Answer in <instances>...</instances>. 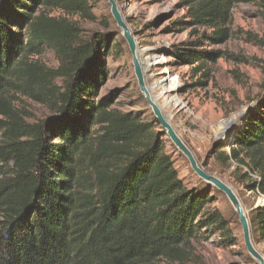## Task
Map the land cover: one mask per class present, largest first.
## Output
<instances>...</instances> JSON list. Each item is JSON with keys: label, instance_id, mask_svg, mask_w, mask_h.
Here are the masks:
<instances>
[{"label": "trees", "instance_id": "16d2710c", "mask_svg": "<svg viewBox=\"0 0 264 264\" xmlns=\"http://www.w3.org/2000/svg\"><path fill=\"white\" fill-rule=\"evenodd\" d=\"M93 1L0 0V264L182 263L197 237L219 233L234 244L213 196L179 175L155 121L112 108L115 93L98 98L106 59L123 48L82 37L72 18L94 17ZM249 1L177 0L186 19L166 29L187 34L175 49L179 62L207 78L206 63L222 55L207 44L229 37L234 5ZM256 1L264 19V0ZM248 36L264 48V35ZM45 50L55 67L34 58ZM19 95L52 115L28 122L14 104ZM231 145L224 159L243 154L250 163L240 181L264 195V79ZM254 222L264 241V204Z\"/></svg>", "mask_w": 264, "mask_h": 264}, {"label": "rangeland", "instance_id": "374dc122", "mask_svg": "<svg viewBox=\"0 0 264 264\" xmlns=\"http://www.w3.org/2000/svg\"><path fill=\"white\" fill-rule=\"evenodd\" d=\"M118 2L138 44L145 49L144 55L150 57L149 72L157 82L158 91L162 92L158 101L179 135L207 171L235 189L247 211L251 207L262 206L264 195L247 191L239 179L250 162L243 154L237 159L230 157L226 160L223 156L233 146V135L241 129L250 111L255 109L256 96L264 79V48L249 40L248 36L264 35V19L257 1L237 2L232 9L229 37L222 43L207 44L208 49L222 53L214 61L206 63L207 78L203 76L204 69L200 66L179 62L175 55L176 47L188 38L184 32L166 29L171 22L185 18L186 9L177 6V0ZM91 5L94 17L76 15L72 18L79 24L82 37L89 39L102 35L109 41H117L123 48L120 57L112 54L106 59L108 75L98 98L115 93L114 99H111L112 108L139 114L141 120L154 121L137 87L130 52L111 17L107 0H96ZM50 15L58 16L60 12L50 10ZM210 29L204 27L198 28V31L209 33ZM34 58L48 67L57 65V59L50 50ZM170 79L178 83L173 93L165 90L170 85ZM203 81L206 83H197ZM172 96L177 98L176 103L171 100ZM14 104L26 113L28 122L52 115L45 104L23 95H19ZM165 139L166 152L185 183L206 190L213 196L211 206L219 208L227 220L234 244L221 241L219 233L208 238L200 236L191 241L187 261L181 263L159 258L153 264H255L243 247L238 220L230 204L221 193L200 184L189 170L185 157ZM256 246L264 254V241H259Z\"/></svg>", "mask_w": 264, "mask_h": 264}, {"label": "water", "instance_id": "95a60500", "mask_svg": "<svg viewBox=\"0 0 264 264\" xmlns=\"http://www.w3.org/2000/svg\"><path fill=\"white\" fill-rule=\"evenodd\" d=\"M107 3L111 17L120 30L130 52L137 87L150 109L151 116L159 128L158 131L185 157L189 170L199 180L200 184L206 188H212L224 196L235 212L243 247L248 257L255 264H264V254L256 246L260 240L255 227L254 215L259 206L251 207L247 211L235 189L216 174L207 171L203 163H199L158 101L162 97V92L158 91L157 82L152 79L153 75L149 72L151 64L147 65L143 62L144 57H146L144 55L145 49L138 44L126 17L122 13L118 0H107ZM139 47L142 51L140 54L138 52Z\"/></svg>", "mask_w": 264, "mask_h": 264}, {"label": "bare ground", "instance_id": "6f19581e", "mask_svg": "<svg viewBox=\"0 0 264 264\" xmlns=\"http://www.w3.org/2000/svg\"><path fill=\"white\" fill-rule=\"evenodd\" d=\"M138 52H139V54H140V52H141V48L138 49ZM143 62H144L145 64H147V65H148V64H151L150 57H146V58H144V59H143ZM169 82H170V85H169L167 88H165V90L173 93V92L175 91L176 86L178 85L177 80H175V79H170ZM165 90H164V91H165ZM171 98H172L171 100L174 101L175 103L178 101L177 98H176L175 96H172Z\"/></svg>", "mask_w": 264, "mask_h": 264}]
</instances>
